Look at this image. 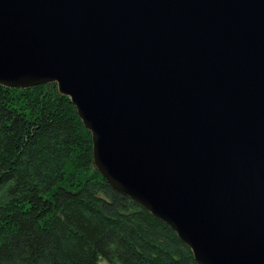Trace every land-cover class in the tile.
I'll return each instance as SVG.
<instances>
[{
  "label": "water",
  "instance_id": "water-1",
  "mask_svg": "<svg viewBox=\"0 0 264 264\" xmlns=\"http://www.w3.org/2000/svg\"><path fill=\"white\" fill-rule=\"evenodd\" d=\"M51 81L197 262L264 264V0H0V84Z\"/></svg>",
  "mask_w": 264,
  "mask_h": 264
},
{
  "label": "trees",
  "instance_id": "trees-1",
  "mask_svg": "<svg viewBox=\"0 0 264 264\" xmlns=\"http://www.w3.org/2000/svg\"><path fill=\"white\" fill-rule=\"evenodd\" d=\"M200 264L96 169L92 134L55 81L0 84V264Z\"/></svg>",
  "mask_w": 264,
  "mask_h": 264
}]
</instances>
